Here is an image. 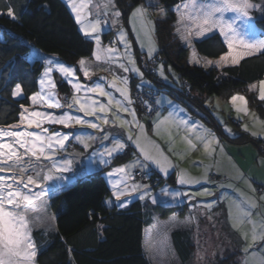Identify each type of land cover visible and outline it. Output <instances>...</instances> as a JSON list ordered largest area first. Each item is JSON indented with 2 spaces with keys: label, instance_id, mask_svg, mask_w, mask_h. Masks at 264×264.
I'll use <instances>...</instances> for the list:
<instances>
[{
  "label": "rangeland",
  "instance_id": "1",
  "mask_svg": "<svg viewBox=\"0 0 264 264\" xmlns=\"http://www.w3.org/2000/svg\"><path fill=\"white\" fill-rule=\"evenodd\" d=\"M63 2L75 20L79 33L93 45V51L90 58L85 60L93 59L97 61L96 63L98 66L94 70L87 65L84 66V69H87L89 75H91L90 78H88L85 77L84 69L81 68L79 63L67 64L52 57L41 55L39 58L43 64V69L44 60L46 59H53L67 66H72L75 69V79L78 80L79 83L88 87L100 84L109 95L101 96L98 93H85L84 91L78 93L74 92V94L82 98L91 97L92 100L97 101L98 104L106 105L110 111L103 113L97 112L95 116L84 117L83 113L76 111V107H78L77 105H74L73 109H68L67 107L49 109L47 106H44V108H38L37 106L28 107L29 110H33V107H35V110L53 112L57 115L64 111H69L73 116H81L85 119L91 120L103 129V132H101L96 128H89L86 125L79 124L70 128H65L60 124L44 123L42 125V127H47L50 132L59 130L60 132L69 135V140L65 142V148L61 150L54 159L57 163L70 160L71 165L70 170L68 171L62 173L54 172L55 175H62L64 179L49 181L45 185V195L35 201V211L30 212L29 217H39L44 219L50 224V227H34L33 237L35 234L47 236L51 231H54L55 219L53 220L51 218L56 216L57 211H53L50 208L49 198L56 189H61L60 187H63L68 177L72 178V176H74V169H76L82 176L101 172L111 191V199H115L113 195V184L121 189L126 186L129 189L132 188L133 185L130 184V180L133 182L136 180L131 177L132 171L137 175H139V173L148 175L150 173H156L160 175L162 179H167L172 174L176 176L175 187L169 186L167 183H162L149 190L141 188L139 191L132 192L130 196L122 197L119 202H124L126 207L136 200L151 206H156L160 203L164 204L165 201H167L165 202L166 205L173 206L177 205L176 203L179 202L181 208L185 206L189 213H194V215H198V213L201 214L202 212L200 209L209 212V210H213L214 207L219 204L230 208L234 199L231 194L226 193V189L224 188L230 178L211 172L212 170L219 171L222 162L225 163L224 148L221 151V147L217 145L215 139L207 136L208 132H211L212 134L214 133L206 128L203 121L199 118L191 117L192 115L189 111L178 106V104L162 91L163 89L169 92L168 89H171L173 91L177 90L181 92L182 84L170 65H163V75H161L162 64L161 62L155 63L156 67H154L153 70L158 77L157 84L153 79L146 77L141 69L142 66H139L138 64L136 58L137 54H139L140 59L145 58L147 61L145 59L144 61L147 66L150 67L152 66V62L150 61L153 60L158 53V47L154 41L155 21L162 20L165 17L164 11L158 4V1L142 0V3L137 6L125 9L121 8L115 0H111V2L110 0H63ZM193 2L194 0L187 1L179 7V11L178 8L175 11L177 20L182 23L177 26V34L183 47L187 49L185 63L188 66H201L203 68H215L217 70H220L225 66L234 65L230 58L227 63L221 62V67H214L213 65L216 62H219V58L204 59L197 55L193 46V41H200L202 39H199L194 35V29L192 36L188 35L186 29H181V27H184V22L181 19L183 17L182 14L184 12L187 14L189 10H192ZM72 4L76 5V9L80 13L82 21L80 24L76 22V13L73 11ZM105 5H107V7H105ZM184 5H188V8L186 9ZM141 6L146 10L145 15L143 17L133 16V12ZM113 11H119L121 15L114 18L112 15ZM101 18H106L107 22L105 26L100 24L97 33H94V35H99L100 37V44L97 45L94 39H89L83 34L81 28L88 29L92 23H95L97 20L100 21ZM121 33L124 34L123 39L121 38ZM106 41H111L112 44L108 45L109 43ZM149 43H151L153 49L151 56H149ZM102 49H112L113 51L109 54L102 51ZM234 51V55L243 52L237 49H234ZM93 53L99 54L101 59L96 60ZM194 53L195 59L199 61L198 63L193 59ZM109 55L111 56V59H109ZM244 56L247 55H243V57ZM129 57L135 61L134 66L139 69V73L131 70L133 64L129 63ZM29 58H32V55H29ZM209 61H212L213 64H209ZM121 63L125 64L130 70L125 71L121 68ZM144 71L148 72V69ZM140 73L143 74L142 77ZM41 74L37 82L39 92L41 91V85L39 84ZM52 75L57 84V87L54 90L55 94L60 98L61 103H65V97L61 96L57 89L60 85L59 81L69 85L70 89L74 90L72 88V83L75 82V80L69 81L63 79L58 72H54ZM124 78L127 79V83L123 82ZM261 81H264V78L257 82L259 91ZM131 82L137 91H142L144 88L149 92L147 103L152 105L153 103L151 100L154 99L153 102L156 110L157 106L159 107L163 102H170L163 104L164 116H160L158 119H149L143 114L141 116V125L137 126L136 119L131 114V111L125 112L123 108L116 103V101H120V97L124 100V96L120 94L118 89L129 90ZM129 91L128 94H130L131 104H126V106L130 110L131 108L134 110L135 102L131 97L132 92L130 91L129 93ZM155 92L159 94L155 95ZM74 94L70 91L67 95V101H71ZM255 97L258 101H261L258 98V95H255ZM109 98L112 99V104H108ZM159 101L160 103H158ZM204 105L208 110H211V116L218 125L222 126L223 133L228 137L235 136L237 128L234 125V122L236 121L239 122V131H244L247 126V130L251 131V133H257L256 136H252L249 132L251 135L249 137L251 139L255 140L258 137L264 138V124L258 121L256 116L252 115L250 109L246 106V112L236 110L237 108L245 107L240 100L233 103L231 99L228 102L223 100L220 101L216 96H212L207 97ZM117 113L119 118H117ZM98 116H106L110 122L105 124L103 119L97 118ZM230 118L232 119L231 121ZM124 121H127L128 123H123ZM226 129L229 131H226ZM29 131H39V129H29ZM105 135H107L109 139H104L103 137ZM89 136L94 137V139L88 140L87 138ZM129 136H131V139H129ZM77 137L81 140H86L89 146L85 148L83 143H81ZM205 137L211 141L207 150L205 149L203 142ZM214 137L218 138L215 134ZM115 140H119L123 143L125 148L118 150L122 151L121 154L114 153L109 157L105 150L113 148ZM137 143H139L140 148L145 149L151 154L166 158L167 171L161 172L155 165L150 166L148 169L142 168L141 165L144 163V159L141 155L140 148H137L136 146ZM193 144L196 146L194 149L191 147ZM128 145L134 149L135 156L127 158L123 163L113 165V159L118 157V155H123ZM245 146L240 147L244 152H246L245 148H248L249 145ZM229 148L233 147L229 146ZM229 151L231 150L229 149ZM103 161L108 162L103 163ZM74 162L75 164H73ZM32 163L36 165L35 171L43 169L45 174L51 166V161L44 160L43 158H41L40 161L33 159ZM76 164L79 166L77 165V167ZM125 165H131V167H127L123 173H116L114 171L116 168ZM73 166L76 168H72ZM109 173H112V175L109 176ZM182 173L198 178L200 181L198 183L203 182L205 187L198 188L200 189L198 192L192 193V191L195 190V188H193L194 185H198V183L180 184L178 179ZM212 177L218 178V182H213L211 180ZM30 187H33L35 192L40 191L39 187ZM256 190L257 189H255V194L258 195ZM206 191L212 193V195H205ZM175 193H180L181 195L176 196L174 199L173 194ZM142 194H145V199L143 200L140 199ZM153 199H155L156 203L152 202ZM31 207L32 206H29V208ZM118 208L122 209L123 207L118 206ZM158 219L159 218H154L151 225L145 229L143 245L147 258L151 264H180L173 251L170 235L175 231L186 233V229H189L188 224L190 223V219L178 220L179 218L174 219V217H167L164 220ZM198 225L197 228L190 229V234L193 237L192 240L195 245V252L192 255L193 259L189 264H224L221 263L220 260H223L225 257L226 259L229 258L227 264L232 263L234 257H230V255H228L230 253L226 254L227 248H223L222 245H220L222 238H224L220 223L213 218H209L206 219L205 223ZM34 240L37 244L39 253L40 250L43 249V246L41 242L37 240V237H34ZM244 249L245 248H243V253H245ZM261 253L264 255V248H261Z\"/></svg>",
  "mask_w": 264,
  "mask_h": 264
},
{
  "label": "trees",
  "instance_id": "2",
  "mask_svg": "<svg viewBox=\"0 0 264 264\" xmlns=\"http://www.w3.org/2000/svg\"><path fill=\"white\" fill-rule=\"evenodd\" d=\"M115 1L124 9L142 3V0ZM157 1L165 17L155 21L154 41L158 53L154 61L150 62L170 65L182 84L181 92L171 89H168L169 92L163 89L162 91L191 113H201L206 117L205 122L214 133L219 138H224L220 127H217L209 116L204 101L207 97L243 91L247 86L262 80L264 54L254 53L237 65L225 66L220 70L188 66L185 63L187 49L175 34L174 23L177 17L176 9L191 0ZM249 2L264 4V0ZM8 7L14 9L16 19L7 15ZM234 15L235 13L228 12L225 18L231 19ZM249 15L255 37L264 38V11L259 8L249 9ZM102 19L104 22L101 25L105 26L107 20L101 18L100 21ZM108 43L112 44L111 41ZM193 46L197 55L204 59H217L228 49L218 32L210 39L195 42ZM237 50L243 51L240 48ZM92 51V43L79 33L78 26L63 0H0V128H6L19 121L21 104L26 108L30 106L28 98L36 93L38 78L43 70L39 56L46 55L67 64H76L82 58L89 59ZM29 55H32V58H29ZM139 57L137 54L138 64L141 60ZM13 58L14 63L9 64ZM153 69L151 74L142 71L146 77L157 83L158 77ZM16 83L22 84L23 93L14 99L11 90ZM130 84L131 92L137 90L132 82ZM57 89L64 93L67 99L69 91L64 92L62 84ZM157 94L159 93L155 92V95ZM247 99L250 106L264 118V103L258 101L252 94H248ZM135 106L138 107L141 116L144 114L152 119L156 115L154 102L152 107L148 104L142 107L136 102ZM234 125L238 126L236 122ZM227 141L234 144H253L256 147L262 145V142L254 141L243 133ZM133 156L135 151L128 145L124 154L113 159L112 164L123 163ZM133 174L131 177L145 182L149 185L148 188H154L162 183L172 187L176 185V176L173 174L167 179H162L156 173L149 175L139 173L141 179ZM60 188L49 198L50 208L57 211L54 231L47 236L41 234L34 236L43 246L36 257V264H151L144 251L145 229L151 225L154 218L164 219L174 214L183 217L188 211L185 206L182 208L166 204L149 206L138 200L124 209L105 203L111 200V191L101 172L80 177L74 183L68 186L64 184ZM214 208L218 209V206ZM98 225L103 227L100 228ZM170 237L173 251L180 264H189L195 252L190 232L175 231ZM226 254L235 259L230 264H237L234 249L228 248ZM228 260L229 258L225 257L220 261L227 264Z\"/></svg>",
  "mask_w": 264,
  "mask_h": 264
},
{
  "label": "snow or ice",
  "instance_id": "3",
  "mask_svg": "<svg viewBox=\"0 0 264 264\" xmlns=\"http://www.w3.org/2000/svg\"><path fill=\"white\" fill-rule=\"evenodd\" d=\"M111 2V0H110ZM107 7V5H105ZM114 7V4H113ZM187 9L188 5H184ZM73 11L76 13V22L82 23L80 13L76 9V5L72 4ZM259 8L264 11V4H251L249 0H194L192 10L188 13V19L192 21V26L185 25V29L189 36L194 35L199 39H210L218 32L223 37V43L227 45L228 51L220 56L219 62H216L214 67H221V62L227 63L231 58L233 64H238L243 55H253L254 53L264 54V38H256L254 26L250 23L251 17L249 15V9ZM179 11V8H178ZM146 10L141 6L134 12L133 16L143 17ZM228 12L235 13L231 19H226L225 14ZM7 15L12 19H16L14 9L8 7ZM112 15L117 18L121 15L119 11H113ZM101 22L97 20L92 23L88 29L81 28L83 34L89 39H94L97 45L100 44L99 35L97 33ZM124 34L121 33L123 39ZM127 47V45H126ZM243 49L242 53L233 54L234 49ZM152 45L149 43V56L152 54ZM106 53H111L112 49H102ZM96 60H100L101 57L97 53H93ZM109 59L111 56L109 55ZM195 62H199L195 59V53L193 56ZM192 62V61H190ZM14 63V58L9 61V64ZM79 65L82 69L86 65L85 59L79 60ZM129 63L133 64L132 71L139 73V69L135 68V61L129 57ZM213 64L212 61L208 62ZM120 67L125 71L130 69L123 63ZM58 72L61 78L73 81L72 88L74 92L78 93L84 91L85 93H98L101 96L109 95L105 92L104 88L100 84L94 86H84L75 79V69L72 66H67L63 63L55 61L53 59L44 60V69L39 79L41 85V91L33 94L28 99L32 102V106L47 105V108H64L73 109L74 105H77L76 111L84 114V117L95 116L97 112L110 111L104 104H98L97 101L92 100L91 97L82 98L73 95L71 101L61 103L60 98L55 94L57 84L53 79V73ZM85 77H88L89 72L84 69ZM142 77V73H140ZM161 75H163V65H161ZM124 83H127V79L124 78ZM46 86V87H45ZM255 87V86H253ZM120 94L125 97L128 104H131V99L126 89H118ZM23 93V86L21 83H16L11 90L12 98L20 97ZM260 100H264V81L260 82ZM233 103L237 100L244 101L245 107L237 108V111L246 112L247 101L242 96L231 97ZM111 98L108 100V104H112ZM125 112L131 111V114L135 118V111L130 110L123 102L116 101ZM159 103V102H158ZM21 111L19 112V121L8 125L6 128H0V264H35V258L38 254V247L33 237L34 227H50V224L44 219L39 217H29L30 212L35 211V201L45 195V185L49 181L63 180L62 175H55L54 172H65L70 170L71 161L65 160L62 163H57L54 159L55 156L65 148V142L69 140L67 133H62L59 130L49 131L47 127H42L44 123L48 124H60L65 128L73 127L76 124L86 125L89 128H96L103 132V129L91 120L85 119L81 116H73L71 112L64 111L57 115L53 112L29 110L23 104L20 105ZM98 119H103L105 124L110 121L106 116H98ZM117 118H119L117 113ZM123 123H128L124 121ZM29 129H39V131H29ZM207 131V130H205ZM226 131H229L226 129ZM247 131V126L245 127ZM253 136L257 133L253 132ZM208 137L215 139L217 145H219L218 138L214 137L211 132L207 133ZM109 139L107 135L103 137ZM84 147L89 145L86 140H81L77 137ZM88 140L94 139L89 136ZM131 139V136H129ZM204 147L207 150L211 143L207 137L204 138ZM137 148H140L137 143ZM191 147L194 149L196 146L193 144ZM125 145L119 140L114 141V146L111 149H106V154L111 157L114 152L122 150ZM221 147V151H222ZM141 155L143 156L144 163L141 167L148 169L150 166L155 165L161 172H166L167 159L162 158L159 155H153L143 148H140ZM51 161V166L48 168L47 173L35 171L36 165L32 163L33 159L40 161ZM108 161H103L107 163ZM139 162V161H138ZM127 167L131 165L121 166L116 168V173H123ZM112 173H109L111 176ZM180 184H194L200 182L198 178L188 176L182 173L178 179ZM39 187L40 191L35 192L33 187ZM141 188L147 189V185H133L131 189L127 186L123 189L118 188L113 184V195L116 201H121L124 196H130L132 192L139 191ZM147 194V193H145ZM145 194L140 196V199H145ZM181 195L180 193L173 194V198ZM205 195H212L210 192H205ZM156 203L155 199L152 200ZM249 207H256L251 201H245ZM105 203L111 204V201ZM29 206H32L29 208ZM120 207H126L124 202H121ZM237 214L234 217L237 223L233 224L234 228H237V224H243L247 222L252 227L247 231L241 232V238L246 244L251 247L252 243L257 240H264V217H261L259 221L252 220L251 213L247 211L241 204H235ZM51 219H55L53 216ZM35 222V223H34ZM102 228V225H98ZM249 248H245L244 252L247 253ZM264 264V260L260 262Z\"/></svg>",
  "mask_w": 264,
  "mask_h": 264
},
{
  "label": "crops",
  "instance_id": "4",
  "mask_svg": "<svg viewBox=\"0 0 264 264\" xmlns=\"http://www.w3.org/2000/svg\"><path fill=\"white\" fill-rule=\"evenodd\" d=\"M189 12H190V10L188 11V13ZM188 13L186 14L184 12L182 14L183 17L181 19L184 22V27L183 28L181 27V29H185V25H187L188 27L192 26V21L188 19ZM185 18H187V19H185ZM180 23L181 22L179 20H177V17H176L174 27H175V34L177 36H178L177 26ZM179 41L181 42L180 39H179ZM195 42H197V41H193V44ZM227 51H228V49H227ZM253 55L244 56L239 60V62L241 60H243L245 58H249ZM96 62L97 61H95L93 59L86 60V65L91 67V69L94 70L98 66ZM234 65H237V64H234ZM90 76L91 75H89L88 78H90ZM59 82H60V84L63 85V91L64 92L66 90H68L69 92L71 91L74 94V90H71L69 85L62 83V81H59ZM138 82H140V81H138ZM253 86H255V87H253ZM129 90L130 91L132 90L131 84L129 86ZM129 90H127V92ZM130 91H129V93H130ZM37 92H39L38 88H37L36 93ZM58 92L60 93L61 96L62 95L65 96L64 93H61L60 91H58ZM248 94H252L254 96L260 95V91H259V87L257 85V82L252 84V85L247 86L246 89L243 91L230 92L228 94H224V95L216 97V98L220 101L223 100V101L228 102L231 99V97H233V96L244 97L245 100L247 101L246 106L250 109L252 115L256 116L258 118V121H260L261 123L264 124V118L260 117L259 114L253 109V107L250 106L249 101L247 99ZM128 95L130 97V94H128ZM206 99H205V101H206ZM119 100L121 102H123L125 105L128 104L125 97H124V100L121 99V97ZM173 101L176 104H178V106L182 107L175 100H173ZM205 101H204V103H205ZM241 102H243V105H244V101H241ZM261 102L264 103V100H261ZM159 103H160V101H159ZM164 103H170V102L165 101L162 103V105H159V107L157 106V112H156V115L153 119H158L160 116H164V109H163ZM30 106H32L31 101H30ZM36 106L38 108H44V106H47V105L46 104H44V105L38 104ZM135 108L138 109V107L134 106L135 119H136V124L138 126V125H141L142 120H141L140 113ZM182 108H184V107H182ZM184 109L189 111L186 108H184ZM131 110H133V109L131 108ZM208 113L210 114L209 116L211 117V119L214 120V118L211 116V110H208ZM190 114L192 115L191 117L199 118L201 121H203L206 125V128H208L210 131H212L214 133L213 129L205 122L206 117H204L201 113L195 112L193 114L190 112ZM230 117H231V115H230ZM231 120L232 119L230 118V121ZM234 121H232V122H234ZM214 122H215V125L217 127H220V129L222 131V126L218 125L215 120H214ZM236 123L238 124L239 122H236ZM236 128H237V132L235 133V136H233V137H228L226 134L223 133L225 135V137L219 138L217 136V134L214 133L218 137V139L220 140L219 146L222 147V149L224 148L225 163L222 162L221 168H219L220 169L219 171H214V170L211 171L214 174L223 175V176L230 178V180H228V182L225 184L224 188L226 189L225 190L226 193L231 194L233 196L234 201L232 203V206L229 208L225 205L219 204L218 209L214 208L213 210H209V212H205V211H202V209H200V211L202 213L201 214L198 213V215H194V213L190 214L186 210L187 213H185V215H183V217L177 216L176 214L171 215L169 217H174V219L179 218L178 220H180V219L186 220L189 218L190 219V223L188 224L189 229H186V232H188V230L190 232L191 228H197V226H199L198 224L205 223L206 219L213 218L214 220H217L220 223V225L222 227L221 229L223 230V233H224V238H222L220 245H222L223 248H227V251H228V248H231V250L234 249L236 251L237 258H236L235 262L237 264H260V262L262 260H264V255L261 253V248H264V240H257L256 242L252 243L251 247H249V245L246 244L245 241L241 238V232L249 230L252 226L250 224H248L247 222H245L243 224H237V228H234L233 224L237 223L234 219V217L237 214L235 204H241L245 209H247V211H249L251 213L250 218L254 221H259L261 219V217H264V151H260L259 147H256L253 144H238V143L234 144L232 142L229 143L227 141V139H230V140L235 139L239 133L245 132L246 134L245 133H243V134H245L247 136H251L250 135L251 131H249V130L239 131V127L237 126ZM254 141L262 142V145H264V138L258 137ZM245 145H249L248 148H245L246 152H244L240 148V147H244ZM229 146L233 147V148H229ZM229 149L231 151H229ZM114 153L115 154H121L122 151H118V152H114ZM73 164H75V162ZM77 165L78 164H76V166ZM72 168H76V167L73 166ZM133 173L134 172L132 171L131 175ZM73 174H74V176H72V178L68 177L67 181L64 183L66 186L74 183L75 180H77L78 178L84 177V176L80 175V173L76 169H74ZM136 180L134 182L132 180H130V184H132V185H136V184L146 185L145 182H142L139 180L136 181ZM206 180H207V177H206ZM173 187H175V186H173ZM202 187H205V184L203 182L198 183V185H194L193 188H195V190L192 191V193L198 192L200 190L198 188H202ZM257 188H260V190H261V193H259L258 195L255 194V189H257ZM148 189H150V188H147L146 190H148ZM110 201H111L112 205H116L117 207L121 203L119 201H116V199H113V198ZM245 201H251V203L255 204L256 207H249ZM165 202H167V201H165ZM165 202H164V204H165ZM160 204H163V203H160ZM176 204H177L176 206H179V202ZM149 206H151V205H149ZM122 209H124V207ZM164 219H166V218H164ZM164 219H162V220H164ZM158 220H160V219H158ZM144 236H145V232H144ZM143 244H144V240H143ZM243 248H249L248 252L243 253Z\"/></svg>",
  "mask_w": 264,
  "mask_h": 264
},
{
  "label": "built area",
  "instance_id": "5",
  "mask_svg": "<svg viewBox=\"0 0 264 264\" xmlns=\"http://www.w3.org/2000/svg\"><path fill=\"white\" fill-rule=\"evenodd\" d=\"M101 24H103V22H104V20L102 19L101 21ZM142 61H140V63L139 64H141L140 66H142L141 67V69L144 71V70H147L148 69V72H145V73H148V74H151L152 73V69H153V67H155V64H152V66H150V67H148L147 66V64H146V62L144 61V59L142 58L141 59ZM152 96H154L152 93H150ZM131 97H132V99L137 103V104H139L140 106H142V107H144V105H146V104H148L149 105V107L151 106H153V104L152 105H150L149 103H147V98L149 97V92H147V91H137V90H133L132 91V94H131ZM155 97V96H154ZM66 98V97H65ZM67 100V99H66ZM153 103V102H152ZM147 112H148V108H146L145 109V113L147 114ZM150 116H152V113H150ZM259 150L260 151H264V145H260L259 146ZM133 176H135L136 178H139V179H141L142 178V176L141 175H137V174H133ZM212 181H218V179L217 178H215V177H212ZM257 193L259 194V193H261V190H260V188H257Z\"/></svg>",
  "mask_w": 264,
  "mask_h": 264
},
{
  "label": "bare ground",
  "instance_id": "6",
  "mask_svg": "<svg viewBox=\"0 0 264 264\" xmlns=\"http://www.w3.org/2000/svg\"><path fill=\"white\" fill-rule=\"evenodd\" d=\"M152 101V100H151Z\"/></svg>",
  "mask_w": 264,
  "mask_h": 264
}]
</instances>
